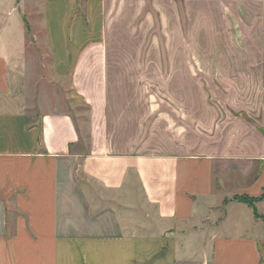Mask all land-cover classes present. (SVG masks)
Here are the masks:
<instances>
[{
    "label": "crops",
    "instance_id": "obj_1",
    "mask_svg": "<svg viewBox=\"0 0 264 264\" xmlns=\"http://www.w3.org/2000/svg\"><path fill=\"white\" fill-rule=\"evenodd\" d=\"M30 1L39 33L27 0H0V105H17L0 106V264H263L264 220L233 199L264 193V0ZM145 20L168 36V83L217 85V144L119 133L110 85L143 78V62L117 58L115 39ZM32 31L69 106L87 109L85 133L71 111L13 95ZM194 234L211 248L198 254Z\"/></svg>",
    "mask_w": 264,
    "mask_h": 264
},
{
    "label": "rangeland",
    "instance_id": "obj_2",
    "mask_svg": "<svg viewBox=\"0 0 264 264\" xmlns=\"http://www.w3.org/2000/svg\"><path fill=\"white\" fill-rule=\"evenodd\" d=\"M26 3L29 8L25 13L29 24L28 29L39 33L40 18L37 16V12L32 10L34 6L32 2L27 0ZM167 6V3L161 5L163 8H167ZM168 7L172 9L173 6ZM180 7V12H183L185 7L183 5ZM147 9L152 11L151 4L147 5ZM155 9L153 6V11ZM15 21L16 19L12 21L15 34L11 41L16 46L19 26L16 27ZM145 21L148 26L145 23L143 30L125 27L121 30L123 34L115 39V44H117L115 46L119 47L114 52L117 58L132 61L142 60L143 62V78L138 81L129 78L127 82L110 85V92L115 95V103L118 107L119 133L125 137H123L125 140H133L138 137L144 141L153 142V139L156 141L167 140L169 134L176 132L177 139L181 141L187 139L193 150L200 149V146H205L207 143L208 145L212 143L211 146L217 144V127L224 118L220 110L225 107L224 99L216 100L215 98L217 85L198 82L168 83L170 54L168 36L161 24L156 25L153 29L151 21ZM35 34L37 35V33ZM35 34L33 31L31 32L30 48L27 52V59L31 60V65L20 69L21 83L16 87L13 95L20 96L21 103L30 104L28 108L32 111H41V109H43L42 111H71L85 133L88 118L87 109L85 107L72 109L69 106L68 83L60 82L54 78L49 49L41 37L35 38ZM199 54V51H192V59H199ZM155 65L156 67H154ZM127 74L129 75V73ZM150 80H155V82ZM2 101L4 98L1 96L0 102ZM6 101L11 100L5 98ZM0 106L12 109L17 105L8 102ZM236 115L239 116L237 112ZM259 209L264 212V205ZM147 214L148 212L145 210V218H147ZM150 231L151 228H144V232ZM191 239L193 240L191 248L195 249L198 254L201 253V239L203 242L207 241V245L211 248V244L208 243L209 238H206L204 234L201 236L194 234Z\"/></svg>",
    "mask_w": 264,
    "mask_h": 264
},
{
    "label": "trees",
    "instance_id": "obj_3",
    "mask_svg": "<svg viewBox=\"0 0 264 264\" xmlns=\"http://www.w3.org/2000/svg\"><path fill=\"white\" fill-rule=\"evenodd\" d=\"M26 25L29 28V25L27 24V22H26ZM78 129L80 131V127H78ZM233 200L237 201L239 203L248 205L254 211L255 217L257 219H263L264 220V216L259 215V213L257 212V208H256V204L258 202L264 200V193H263V195L260 198H250V197H248L246 195H238V196L234 197ZM259 251H260V254L262 256V263L264 264V245H260V250Z\"/></svg>",
    "mask_w": 264,
    "mask_h": 264
}]
</instances>
